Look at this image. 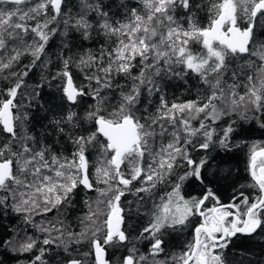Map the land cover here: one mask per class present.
Here are the masks:
<instances>
[{"label": "snow or ice", "instance_id": "snow-or-ice-1", "mask_svg": "<svg viewBox=\"0 0 264 264\" xmlns=\"http://www.w3.org/2000/svg\"><path fill=\"white\" fill-rule=\"evenodd\" d=\"M25 4L26 7H21ZM140 4V8L125 5L128 11L123 13L124 19L117 20L102 3L89 0H81V10L75 16L68 12L66 0H35V3L0 0V81L3 82L0 135L5 137L0 142V211L10 209L31 225L34 216L42 215L47 219L49 213L59 216L67 210L79 194L78 189L98 192L104 198L99 201L104 204L103 211L98 207L94 210L85 200L89 213L81 219L80 223L85 226L80 231L66 227L63 220L55 223L48 220L50 226L33 225L46 234L42 240L25 235L12 245L13 251L21 254L32 252L37 243L41 245L30 264H50V261L51 264H112L107 259L109 246L127 248V254L118 264H140L146 258L136 256L137 241H146L150 255H159L165 251L163 237L167 230L181 229L192 216L202 218L195 228L194 241L179 257L174 256L173 261L176 264H227L223 250L232 239L238 233L252 235L264 226V148L253 147L248 165L259 195L249 202L248 196L241 192L227 204L222 203L213 190V185L225 178L221 171L213 168L208 156L191 154V150L197 148L207 153L214 144L224 152L240 148V143L232 142L237 120L247 121L249 112L261 118L264 74L258 78L259 83L248 76L243 95L235 90L238 84L222 85V80L228 74L226 58L249 52L255 18L258 13H264V0H218L212 5L215 15L207 27L196 23L192 0H140ZM177 9L185 10L186 15L178 16ZM90 12L99 17L95 26L89 19ZM238 12L247 16L246 27L238 26ZM182 19L187 20V27L180 22ZM57 21L63 25L62 29ZM58 30L65 36V51L56 54L59 70L55 75L50 74L51 80L63 78L65 86L61 91L68 104L75 106L78 97L90 93L96 104L92 110L79 113L67 105L48 109L52 112L55 135L47 140L43 134L37 138L25 129L29 119L25 106L31 107L32 100L40 95L39 89L45 87L44 83L37 82L28 93L25 78L34 69L47 67L51 52L49 40ZM93 30L104 38L99 54L89 52L75 57L71 41L76 37L70 33L87 40ZM193 40L206 51L196 54L189 49ZM73 63L89 68L84 78L95 81L94 88L73 85L69 70ZM176 64L195 72L207 86L204 101L169 106L159 97L155 113H147L145 109L146 114L138 116L142 90L158 91L153 77L162 70L171 71ZM133 69H136L134 75ZM121 76L133 80L127 89L118 79ZM236 76V72L231 73L233 79ZM115 88L121 91L115 107H111L108 93ZM101 108L109 109L107 115L102 114ZM177 112L203 113L204 116L194 128L186 117L177 120ZM233 114L236 119L229 123L226 118ZM222 119L227 126L214 141L215 125ZM162 122H170L171 129ZM166 133L170 137L167 141ZM197 135L203 139L193 143ZM90 148L100 154L95 181L89 178ZM126 162L127 168L122 172ZM180 169L182 171L174 173ZM166 177H171L174 184L167 203L161 205V211L152 213L145 227L132 235L124 226L126 209L121 206L122 197L133 194L143 200L139 194H149ZM189 180L203 186L199 198L185 199L181 194L182 186ZM135 181L139 184L133 186ZM99 183L106 188H97ZM209 199L214 203L205 207ZM237 199L240 204L235 203ZM240 205H244L243 211ZM84 243L88 249L81 252L79 246Z\"/></svg>", "mask_w": 264, "mask_h": 264}, {"label": "trees", "instance_id": "trees-1", "mask_svg": "<svg viewBox=\"0 0 264 264\" xmlns=\"http://www.w3.org/2000/svg\"><path fill=\"white\" fill-rule=\"evenodd\" d=\"M89 2L102 3L109 10L110 16L117 20L124 19L123 13L128 11V9L125 8V5H128L129 7L135 6L137 8L142 7L140 0H89ZM216 2H218V0H192L193 11L196 13L195 20L199 26L207 27L211 23V20L215 15V9L212 5ZM32 3H35V0H32ZM26 6L27 4L21 5V7ZM65 6L68 9V12L75 16L81 10V0H66ZM177 15L185 16V10L177 9ZM89 19L95 26L99 17H97L94 12H90ZM180 22L187 27L186 19H182ZM28 23L32 24L35 23V21H28ZM247 23V16L238 12V26L243 28L247 26ZM56 24L59 25L60 29L63 28V25L60 24L59 21H57ZM70 35L76 37L71 41L75 57L78 58L79 56L89 52L94 55L99 54V49L104 41V38L98 35L95 30H93L92 37L87 40L82 39L77 33H70ZM28 38L31 39V36L29 35ZM64 39L65 36L61 30H58L55 35L51 36L49 40L51 52L49 53L47 67L34 69L33 73L35 74L33 75V73H30L29 77L25 78L28 82V93L33 91L37 82L44 83L45 85L44 88L39 89L40 95L32 100V106L28 107L26 105L24 109L29 113V119L25 124V129L29 135L36 136L37 138H40L43 134L47 140H51L55 135L53 131L54 125L51 121L52 112L48 109H54L56 105H67L69 108H75V110L79 113L83 112L85 109L92 110L93 106L96 104V101L92 99L91 93L83 97H78L77 104L75 106L68 104V102L63 99V93L61 91L65 86L63 78L58 77L56 80H51L50 74L55 75L59 70L56 67V65L59 64V61L56 60V54L65 51L63 48ZM261 45H264V13H258L255 18V26L253 28V36L249 52L235 57L228 56L226 58V63L229 65V68L228 74H226L222 80V85L225 83L229 85L238 84L239 86L236 87L235 90L238 94L243 95L248 84V76L253 77L254 83H259L258 78L264 74V59H261V56L264 55V48H262ZM109 46L113 45L110 44ZM215 46L216 45H214V47ZM188 47L196 54L206 51L202 48V45L195 40L191 41ZM46 51H48L47 48ZM25 59H27V57ZM183 68V65L176 64L173 66L171 71L165 72L162 70L160 75L153 77V79L157 82L156 87L158 91L154 90L151 93H147L142 90L141 105L138 106L140 111L136 113L138 116L145 115V109H147V113H155L156 108L159 106V97H162L169 106L173 103L185 104L188 102H196L199 104L204 101L206 95L208 94L207 86L202 84L200 77L195 72L190 70L187 71L188 69ZM81 69H83V71ZM69 70L77 88L90 89L96 86L95 81L89 82L84 78L85 72L89 71V68L84 65H80L78 67L76 63H73L70 65ZM232 72L237 73L235 79L231 77ZM135 73L136 69H133V75ZM42 76L44 77L43 80ZM211 78L212 77H210V79ZM118 79L125 89L133 83L132 79H125L123 76ZM113 83H115V81ZM2 86L3 82L0 81V87ZM120 91L121 89L119 88L109 91L108 96L109 101L111 102V107H115L118 102V93ZM17 99H20V97L18 96ZM216 103L219 105L220 101H216ZM101 111L102 114L107 115L109 109L101 108ZM259 115L261 118L257 119L256 115L249 112L247 121L237 120V123L234 126L235 131L232 134V142L234 144L240 143V148H232L230 151L224 152L218 145L214 144L210 146L207 153L202 152L198 148L191 150V154L194 157H200L202 155L208 156L213 164V168L221 171L222 176L225 177L219 179L213 185V190L222 202L229 201L230 198L239 196L241 192L248 196L249 202H251L256 195L259 194V189L254 187L255 181L252 179L248 171L249 156L251 155L253 147L264 148V127H261V123H264V111H262ZM176 116L177 120L183 117L188 118L192 126L195 128L199 126V122L203 119L204 114L200 113L194 115L193 113L188 112H177ZM226 119H228L229 123H231L232 119H236V116L233 114L231 117ZM162 123H165V126L171 129L172 125L170 122ZM205 123L209 122L205 121ZM226 126L227 125L224 124L223 119L217 122L215 125L216 132L213 134L214 141L216 136L222 132L223 128ZM4 139L5 137L0 135V142ZM98 139L103 140L104 138L98 137ZM157 139L159 140V137H157ZM164 139L165 141L170 139L167 133L165 134ZM202 139L203 137L197 135L193 138V143H197ZM189 147L191 148V146ZM89 155V178L90 180L95 181V168L98 166L100 154L97 149L90 148ZM145 159L147 161V157ZM126 168L127 162L122 166L121 171L124 172ZM177 171H182V169L174 170V173ZM171 181V177H166L163 182L157 184L156 188L151 189L149 194L140 193L139 195L144 197L143 200H138V197L133 194H128L126 197H122L121 206L126 209L124 215L126 217V225L129 233L136 235L150 222L152 219V213L159 212L161 205L163 203H167L169 193H171L174 187V184ZM138 184L139 182L135 181L133 186ZM96 187L104 189L106 188V185L99 183ZM77 191L79 194L75 197L73 205L63 211L59 216H55L54 213H49L47 215V219L42 215L34 216L33 224L31 225L26 224L19 214L11 211L10 209L0 211V264H30V258H34L37 254L39 243H37L36 248H34L32 252L23 254L13 251L12 245L21 236L25 235L39 237L42 240L46 234L38 231L37 227H34L33 225L42 224L46 226V224H48V220H51L53 223H55L56 220H63L66 227L71 228L74 231H80L81 228L85 226L81 224L80 221L87 213H89V208L85 204V200L92 204V208L94 210L97 209V207L101 211L104 210V204L99 202L104 198L100 197L98 192H89L82 188ZM203 191L204 189L202 185L191 180L185 181L181 188V194L185 197V199H189L191 197L199 198ZM240 199H243V197H240ZM127 201H131V204L127 203ZM213 203L214 201L209 199L205 202V207H210ZM138 208L139 211H137ZM101 219H103L102 215ZM199 221L200 217L192 216L189 217L188 224L186 223L183 228L179 230H167L163 237L165 240V251L163 252V255L168 257L176 255L177 252L184 248L187 242L188 244L192 243L194 241V228ZM260 234L263 237H261ZM147 245L148 243L146 241H137V251L146 248ZM79 247L81 252L88 249L87 243H84ZM126 251L127 248L125 247H123V250H120L119 248L118 253L115 252L116 261L121 260V254ZM223 251L227 264H264V226L258 229L253 235H237L232 239L229 247ZM87 259L91 261V257Z\"/></svg>", "mask_w": 264, "mask_h": 264}, {"label": "flooded vegetation", "instance_id": "flooded-vegetation-1", "mask_svg": "<svg viewBox=\"0 0 264 264\" xmlns=\"http://www.w3.org/2000/svg\"><path fill=\"white\" fill-rule=\"evenodd\" d=\"M259 195V194H258ZM258 195H256V197L258 196ZM255 197V198H256ZM254 198V199H255ZM220 199V198H219ZM253 199V200H254ZM220 201H221V199H220ZM222 202V201H221ZM231 202H233V198H230L229 199V201H223L222 203H225V204H227V203H231ZM235 203H237V204H240V199H237V200H235ZM240 207H241V211H243L244 210V205H240ZM161 211V210H160ZM201 217H200V221H201ZM231 219V218H230ZM199 221V222H200ZM188 222H189V219H188V221L186 222L187 224H188ZM199 225V223L196 225V227ZM125 227H126V229L128 228L127 227V225H126V219H125V225H124ZM184 227V226H183ZM182 227V228H183ZM195 227V228H196ZM195 228H194V237H195ZM169 230H172V229H169ZM258 230V229H257ZM127 231L129 232V230L127 229ZM254 234V233H253ZM252 234V235H253ZM238 236H250V235H243V234H237ZM231 244V243H230ZM187 245H188V242H187V244L184 246V248L182 249V250H180L179 252H177V254L176 255H172L171 257L169 256H165V255H163V252L162 253H160L159 255H156V256H152V255H150V251H149V246L147 245L146 246V248H143L142 250H140V251H137V253H136V256L137 257H139L140 255H143L146 259L144 260V261H141L140 262V264H176V261H173V256H175V257H179V255H181L182 253H183V251L186 249V247H187ZM118 250H119V248L118 249H113L111 246H109V248H108V255H107V259H109L111 262H112V264H118V262L120 261H116V259H115V252H117L118 253ZM120 250H123V247H121L120 248ZM123 252V251H122ZM224 252V251H223ZM125 254H127V251L125 252V253H123V254H121V259H122V257L125 255ZM165 259H166V261H165ZM147 261H150V262H148L147 263ZM153 261V262H152Z\"/></svg>", "mask_w": 264, "mask_h": 264}, {"label": "bare ground", "instance_id": "bare-ground-1", "mask_svg": "<svg viewBox=\"0 0 264 264\" xmlns=\"http://www.w3.org/2000/svg\"><path fill=\"white\" fill-rule=\"evenodd\" d=\"M183 69H184V68H183ZM187 71H189V70H187ZM187 71H186V72H187ZM191 75H192V74H191ZM158 79H160V78H158ZM159 84H160V83H159ZM161 87H162V86H161ZM137 182H139V181H137ZM78 222H79V221H78ZM48 225H49V224H46V226H48ZM74 226H75V225H74ZM74 228H76V227H74ZM260 235H261V234H260ZM41 236H42V235H41ZM261 237H263V236L261 235ZM261 237H260V238H261ZM260 238H259V239H260ZM259 239H258V240H259ZM38 245H39V247H40V244H38ZM30 259H31V258H30ZM148 262H150V261H147V263H148ZM152 262H153V261H152ZM149 264H150V263H149Z\"/></svg>", "mask_w": 264, "mask_h": 264}, {"label": "water", "instance_id": "water-1", "mask_svg": "<svg viewBox=\"0 0 264 264\" xmlns=\"http://www.w3.org/2000/svg\"><path fill=\"white\" fill-rule=\"evenodd\" d=\"M226 27V26H225ZM250 43H251V41H250ZM250 43H249V45H248V48H250ZM73 80V79H72ZM73 85L75 86V83H74V81H73ZM76 87V86H75Z\"/></svg>", "mask_w": 264, "mask_h": 264}, {"label": "rangeland", "instance_id": "rangeland-1", "mask_svg": "<svg viewBox=\"0 0 264 264\" xmlns=\"http://www.w3.org/2000/svg\"><path fill=\"white\" fill-rule=\"evenodd\" d=\"M160 210H161V209H160ZM160 210H159V211H160Z\"/></svg>", "mask_w": 264, "mask_h": 264}]
</instances>
